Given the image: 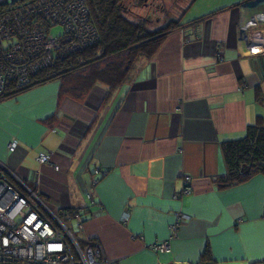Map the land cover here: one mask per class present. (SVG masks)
<instances>
[{"label": "crops", "instance_id": "obj_1", "mask_svg": "<svg viewBox=\"0 0 264 264\" xmlns=\"http://www.w3.org/2000/svg\"><path fill=\"white\" fill-rule=\"evenodd\" d=\"M262 18L264 0H194L110 94L95 84L76 96L55 80L1 99L0 171L61 216L79 214V239L113 264L264 262V174L219 183L224 144L264 125V68L249 64L264 57ZM167 241L170 252L152 250Z\"/></svg>", "mask_w": 264, "mask_h": 264}, {"label": "built area", "instance_id": "obj_2", "mask_svg": "<svg viewBox=\"0 0 264 264\" xmlns=\"http://www.w3.org/2000/svg\"><path fill=\"white\" fill-rule=\"evenodd\" d=\"M258 19H251L243 33L249 34ZM56 28L61 30L58 35L52 33ZM95 40L84 0H0V96L8 89L25 88L55 57ZM16 148V141L7 146L9 153ZM36 161L55 168L51 154L39 153ZM60 214L7 168L1 170L0 264H113L98 244L79 239L83 229L79 214ZM152 250L170 252L169 241Z\"/></svg>", "mask_w": 264, "mask_h": 264}, {"label": "trees", "instance_id": "obj_3", "mask_svg": "<svg viewBox=\"0 0 264 264\" xmlns=\"http://www.w3.org/2000/svg\"><path fill=\"white\" fill-rule=\"evenodd\" d=\"M88 21L96 40L66 56H57L51 66L36 75L32 83L18 90L8 89L0 100L31 87L61 81L76 96L95 84L109 88L110 94L130 75L138 59H152L165 39L181 29L183 15L194 0L179 6L173 0H84ZM175 8L176 14L172 12ZM214 15V14H212ZM203 22H195L197 29ZM77 93V94H76ZM257 99L264 103L260 92ZM227 169L223 186L241 183L255 173L264 174V125L258 122L245 130L243 139L227 142L222 148Z\"/></svg>", "mask_w": 264, "mask_h": 264}, {"label": "rangeland", "instance_id": "obj_4", "mask_svg": "<svg viewBox=\"0 0 264 264\" xmlns=\"http://www.w3.org/2000/svg\"><path fill=\"white\" fill-rule=\"evenodd\" d=\"M171 1H172V0H171ZM173 1H174V2H177V1H178V5H179V6H182V5H184L188 0H173ZM172 12H173L174 14H176V12H175V8H174V7H173V9H172ZM60 32H61L60 28H56V29H54V30L52 31V33H53L54 35H58ZM74 232H75L76 234L78 233L76 227H74Z\"/></svg>", "mask_w": 264, "mask_h": 264}, {"label": "water", "instance_id": "obj_5", "mask_svg": "<svg viewBox=\"0 0 264 264\" xmlns=\"http://www.w3.org/2000/svg\"><path fill=\"white\" fill-rule=\"evenodd\" d=\"M242 35H244V36H242L241 39L243 38L244 41H245V40L247 41L248 37H247L243 32H242ZM255 63H257V65H260L261 68H264V57H263L262 59L254 60V62L251 61L249 64H250V66H251L252 64H255ZM203 264H204V263H203ZM205 264H211V263H205ZM260 264H264V262H262V263H260Z\"/></svg>", "mask_w": 264, "mask_h": 264}]
</instances>
